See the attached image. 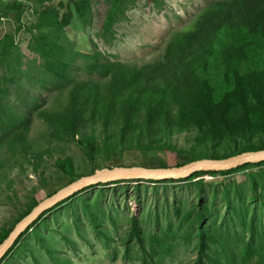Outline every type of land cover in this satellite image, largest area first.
<instances>
[{
    "label": "trees",
    "instance_id": "trees-1",
    "mask_svg": "<svg viewBox=\"0 0 264 264\" xmlns=\"http://www.w3.org/2000/svg\"><path fill=\"white\" fill-rule=\"evenodd\" d=\"M106 1L109 10L99 38L110 45L115 41L114 29L127 20V14L139 0ZM149 1L160 6L159 0ZM72 2L74 0H69ZM18 9L21 10V6L17 3L6 7L5 16L14 14L19 20L20 16L15 12ZM76 12L82 26L87 29L93 26L92 0L76 4ZM59 13L57 9L42 12L39 35L31 46L41 62L33 64L30 70L25 68L21 53L15 51L19 48L17 38L6 35L0 43V176L7 158L26 157L30 150L31 165L39 174L51 152L52 146L46 151L29 146L28 134L35 118L26 112H17L9 101L10 86L17 85L24 78L31 82L33 89H30L42 96L43 91L52 92L47 101L50 107L39 111L37 116L47 126L50 142L77 145L91 166L90 170L83 169L80 175L73 159L59 158L56 163L58 177L53 182L55 186L48 194V200L82 179L96 176L97 171L104 169L100 160L110 156L119 157L126 153L158 155L173 151L184 160L173 167L176 168L204 159L226 160L264 151V0H225L209 5L189 29L172 35L160 61L144 66L112 61L97 46L90 55L74 51L69 47L66 34L67 28L74 24L73 18L62 20ZM2 18L0 8V24ZM10 57H14L13 63L9 62ZM77 59L81 64L75 62ZM5 63L9 64L13 74L9 78L6 73L2 75L7 68L1 69ZM24 87L22 83L20 88ZM36 104L40 106L39 100ZM177 133H190L194 147L177 148L172 140ZM254 168L255 171L258 168L264 170V162L220 173L197 172L190 178L191 181L198 180L196 186L201 189L199 196L202 200L206 197L204 173L214 175L212 177L218 174L228 176ZM260 172L251 174L252 185L248 191L235 182L223 184L219 189L217 197L222 195L228 200L230 208V216L224 222L228 227L226 231L220 230L217 222L212 229L205 227L209 212L203 208L204 201L188 211L178 206L179 225H170L167 231L151 236V249L148 250L141 220L136 216L131 218L130 241L136 239L145 252L143 264H163L174 254L178 234L190 228H196L199 240L196 264H264V226L256 221L257 213L249 218L246 211L249 201L264 199V194L257 195L260 189H264V176L256 174ZM50 184L52 181L43 186L46 188ZM84 192L40 216L19 237L0 264H15L22 255L32 254V244L28 241L31 235L54 263L73 264L62 259L64 252L53 244H58L57 240H51L45 234H58L63 241L75 245L45 220L48 215L55 217L62 207L72 214L75 224L82 223L81 208L99 239L109 248L113 238L106 229V217L110 210L120 208L117 204L109 207L100 198L90 202L83 199L81 206L79 203L69 206ZM41 204L34 199L28 210H21V217L10 228H0V247ZM234 224L242 230L243 236L234 237L238 228L232 235L230 225ZM78 230L82 234L81 226ZM81 237L87 239L84 234ZM193 238L190 233L184 237L185 241ZM231 245L239 248L245 259L243 263L236 262L237 256L232 257L228 250ZM35 262L41 264L37 258Z\"/></svg>",
    "mask_w": 264,
    "mask_h": 264
},
{
    "label": "rangeland",
    "instance_id": "rangeland-1",
    "mask_svg": "<svg viewBox=\"0 0 264 264\" xmlns=\"http://www.w3.org/2000/svg\"><path fill=\"white\" fill-rule=\"evenodd\" d=\"M84 1L86 0H74L72 3H69V0H0V8L4 15L0 24V43L6 35L17 38L19 48L15 51L21 53V60L26 65L25 68L30 70L33 64L38 65L41 62L38 54L31 50L32 43L39 35L41 14L47 10L57 9L60 11L59 15L62 20L67 17L73 18L72 23L74 24L67 28L66 34L70 40L69 47L74 51L90 55L97 46V49L112 61L137 63L140 66L152 65L163 58L167 44L174 33L189 29L191 23L206 7L225 0H159L160 6L158 7L156 3L149 0H139L135 8L132 7V10L127 14V20L114 29L115 41L110 45L99 38L103 21L109 10L107 1L92 0L94 24L89 29L82 26L76 12V4ZM15 3L21 6V10H15L20 16L19 20L14 14L8 15V17L5 16L6 7L10 8ZM18 31H20L19 34H17ZM11 57L9 62L13 63L15 56ZM75 62L81 64L78 59ZM1 69H4L3 73L1 72L2 75L6 73L8 78L13 75L8 63H5ZM22 83L25 84L24 88H20ZM30 88L31 82L25 78L17 85L10 86L11 99L9 101L17 112H26L29 116L32 115L35 118V121H32V129L28 134L29 146L35 150L44 151L52 146L50 148L51 152L43 163L39 174L34 171L31 165L33 159L31 150L26 157H9L6 159L1 172L2 176H0V228H10L16 219L21 217V210H28V206L32 204L34 199H37L40 203L48 200V194L52 193L55 186H53V182L58 177L59 172L56 163L59 158L73 159L80 175L83 174V169H91L84 152L77 145L65 146L50 142L47 126L37 116L39 111L47 110L50 107L47 101L52 94L51 89H47L51 93L41 89L44 93V96H42L38 91ZM37 100H39L40 106H37ZM172 140L180 150L194 147V139L190 133H177ZM99 143L102 147L101 139ZM221 153L225 154L224 151H221ZM183 161L177 153L167 151L158 155L126 153L124 156L119 157L110 156V158L100 160V164L104 168L103 171L116 167L131 168L137 165L147 166L148 169H164L173 168L178 163H183ZM259 171L261 172L256 174L264 176V172H262L264 170L260 168L256 171L254 168L228 176L218 174L215 175L216 177H212L214 175L204 173L202 176L206 181V197L202 200L199 196L201 189L196 186L198 180L191 181V178L176 181L169 180L168 182L160 181V183L146 180L119 181L116 184L113 182L104 185L105 187L91 188L80 195L78 199L72 200L69 206L78 203L81 206V200L83 199L90 202L95 199L99 200L98 198L109 207L115 204L119 206L118 211L110 210L108 217H106V229L113 238L109 248L99 239L91 221L83 214L84 212L82 213L81 208L79 214H82L80 215L82 223L80 224H75V221H72V214L69 215L63 207L59 209L55 217L48 215L45 219L50 222V227L53 230L62 232L67 238L71 239V242H75L76 246L63 241L58 234L50 232L45 234L51 240H57L58 244L54 242L53 244L57 249L64 252V255L61 256L62 259H66L73 264H143L145 252L136 239L130 241L131 218L136 216L141 220L144 234L147 237L148 250L151 249V236L167 231L170 225H179L180 219L176 211L178 206L188 211L204 201L203 208L209 212L205 227L212 229L213 224L217 222L220 230L226 231L228 227L224 222L230 216V208L228 200L222 195L217 197L219 189L223 184L235 182V184L243 186L245 191H248L252 185L251 174ZM100 172L102 170L97 171L96 174ZM48 181H52L51 186L48 185L44 188L43 185L47 184ZM261 194H264V189L258 191V197ZM248 203L246 211L249 218L257 213L256 221L264 226V199L261 198ZM56 215L60 216L56 218ZM78 226H81L82 234H80ZM236 226L235 224L230 225L232 235L234 230L238 228ZM187 233L194 235V238L185 241L184 237ZM83 234L88 241L81 237ZM196 234V228H190L189 231L183 230L179 233L174 254L166 258L163 264H196L199 252V240ZM238 234L243 236L240 228L237 229L234 237H237ZM28 241L32 244V254L22 255L20 259L18 257L19 260L15 261V264H36L35 258L41 264H56L39 247L36 240H32V235ZM228 250L231 252L232 257L237 256L236 262L243 263L245 261L243 254L235 245L229 246ZM216 251L218 250L216 249Z\"/></svg>",
    "mask_w": 264,
    "mask_h": 264
},
{
    "label": "water",
    "instance_id": "water-1",
    "mask_svg": "<svg viewBox=\"0 0 264 264\" xmlns=\"http://www.w3.org/2000/svg\"><path fill=\"white\" fill-rule=\"evenodd\" d=\"M264 162V151L245 153L226 160H199L183 167L148 169L146 167H116L105 170L91 178H85L62 190L52 199L42 203L12 233L8 241L0 247V262L7 255L19 237L30 228L45 212L52 210L59 204L69 200L75 195L88 189L112 184L119 181L146 180V181H169L182 180L192 177L199 172H226L238 169L246 164H257Z\"/></svg>",
    "mask_w": 264,
    "mask_h": 264
}]
</instances>
